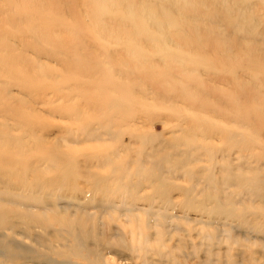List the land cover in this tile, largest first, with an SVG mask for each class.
<instances>
[{"label": "rangeland", "instance_id": "1", "mask_svg": "<svg viewBox=\"0 0 264 264\" xmlns=\"http://www.w3.org/2000/svg\"><path fill=\"white\" fill-rule=\"evenodd\" d=\"M239 1L241 5H251L254 17H260L257 18V25L254 32L257 33L263 29L264 0ZM109 2H111L113 6L107 9V4H103L102 2L94 4L89 2V0H0V50L2 51V48L5 47L4 44L8 42L6 46L11 44L9 47L12 46L11 48H13L14 45V49L17 47L16 51H24L27 55L31 54L32 56V48L28 45L29 41L43 44V40L48 37L58 39L62 42H68L76 47L75 42L82 40V42L91 46L89 49L93 54H109L114 50H122L123 55L130 56L134 54V56L143 63L150 64V70H168L174 73L178 71H192L190 75H193L195 72H203L209 73L211 78H215L216 75H214V71L212 70L215 68H213L212 65L215 67L218 65L220 67L219 70L225 71L223 72L225 75L229 74L230 69L234 70L233 72L235 75L240 76V83H245V87L243 88L246 90L244 92L242 89L243 84L236 85L234 82L227 85L224 84V82L223 84L217 83L215 86L211 85V89L216 90V92H218L217 90H221L218 93L221 96V102L225 104L218 102L219 104H216V107L213 104L217 103V101H215V98L213 99V96H200V99L193 98L194 104H197V106L195 105L196 110L200 109V107L202 108L198 110V112L195 108L190 109L189 105H186L188 103L187 101L183 102L180 99L173 100L175 102L172 101V104L174 103L173 107L155 104L149 97L151 92L154 93V91L150 86L146 85V93H143L145 95L143 104H139L138 108L132 109L131 111V113L136 116V121L138 122L119 127V136L115 138L112 137L113 139L110 137L107 139H98L96 141L86 139L82 130L83 126L87 128V126L90 125L89 123L100 118L101 115L97 113L98 111L96 110L97 106L102 107L104 105L106 107L113 98H116L114 90L108 87L104 82L91 83L90 80H88L87 83L83 82L84 84H80L79 87H73L72 83L75 77L69 80V84L57 78L56 81L58 83L53 85L48 81L50 80L49 78H43L44 76H42L44 80H42V82H36L34 85L35 87L42 88V91L44 89L43 94H39L42 99L52 101L44 105H34L41 110V115L36 119L38 121H35V124L32 125L34 129L37 128L35 134L39 136V140H41L40 143H43L42 146L47 151L40 154L41 157L38 158V162H36L34 166L38 169H35L34 172L39 171L40 174L42 173L50 178H52V176L61 175L62 184L59 182L58 185L61 184L63 187L60 185L62 188L60 186V188L56 186V189L37 188L35 192L27 195H25L26 193L18 195L19 193L15 191L0 193V198L5 199L3 201L4 203L0 204H2V208L7 210L5 214L6 221L0 226V240L4 242L6 240L14 241L16 239L18 243L21 245L23 244V247L26 248L24 252L26 254L23 253L24 257H21L22 259L18 257V259L13 258L12 260L9 259V261L5 259L3 253L0 251V264H92L91 261H96L95 259L102 261L100 260L101 254L107 252L109 250L108 247L111 248V251L113 250L117 253V255L112 256L109 264H140V261H153V264H264V245L257 241V238H264V233H259L256 228L250 227L245 223H239V219L235 217V215L239 213H247L249 214V218H254L256 213L264 214V180H262L261 183L263 184L259 188H257L258 185L254 181H251L249 185L236 186V179L232 176V173H234V171L236 172L234 167L237 165L239 167L241 164L243 165V163H245V158L250 155L251 158H247L248 160L246 159L247 163H250L251 167H258H252L255 168L253 169L254 173L255 171H262L260 173L264 172V52L262 51L263 49H261V47L264 46V42L261 39L262 37L254 41L253 39L241 38L240 36L242 33L237 31L232 24L234 22L236 23V21L234 20L233 22V16L228 15L226 16L227 18L224 17L227 21L225 23L227 24H213V26L215 25L214 31L210 34L205 36L199 35L200 37L195 36L194 39L191 40L192 42L182 43L181 41L178 42L176 46H173L165 44L156 32L155 34H151L145 28L144 22L140 20L141 16L139 15V11L132 6L133 4H130L135 2V0H109ZM190 2L188 3L189 6L192 7V10L189 9L188 11H192L191 13L193 14H189L188 12L186 14L183 10L181 11L182 15L187 16L189 14L192 16L194 15L193 9H199L197 5L195 6V4L193 5ZM215 6L217 10L214 9ZM91 7L97 8L100 13V22L103 24V28L100 31H98V28L88 17ZM187 9L188 8L185 10ZM207 9L209 12H214V10L216 12L220 7L212 3ZM108 10L110 12V17L106 19L105 16ZM190 16L189 19H191ZM119 19L123 22V25L119 26V32L104 27V22H116ZM230 23L232 29L230 28ZM35 27L41 30L35 32L33 30H28L29 28ZM218 28L221 34H217L219 32ZM228 31L232 33L230 34ZM131 34L134 35V40L131 39ZM222 37H225V39ZM207 38H209V40ZM247 40L255 42L257 45L250 46L256 47V49L250 46L252 50L246 49V44L249 42ZM114 41H118V43ZM209 41L210 43L207 45ZM21 42L25 43L23 44ZM120 42H123L124 46L119 44ZM203 42L205 44H203ZM217 43L221 45L218 46ZM80 51L75 53H82ZM40 52V62L38 61L33 64L36 66L35 71L37 73H46L50 71L54 74H60L62 68L54 64L55 60H57L56 57L62 56L63 59L67 60L69 55L66 53H58L57 55L53 54L48 56V52L44 48L41 49ZM261 53L263 54L261 55ZM114 58H116V56ZM248 59L252 61L254 66L250 67L248 65ZM68 60H74L73 63L75 65H84L87 71L86 76L95 77L96 79L102 77L99 73H91L87 68L88 63L93 60L92 57H86L85 63L75 61L78 59H74V57ZM157 62L161 65H157L159 67L154 68L153 65ZM257 62H259L258 65ZM18 65L16 66L15 64L12 68V71L16 74V69H18V67L21 68L23 65L26 66L24 63ZM29 66L31 65H28V67ZM2 70L3 66L0 67V74L3 73ZM32 76L36 75L32 74ZM29 78L30 76H22L19 80L22 84L28 85ZM119 78L118 75H111L110 77V79L116 81ZM200 78V80L194 81L195 83L192 82L193 85L190 88L191 90H194V88L203 90L204 87L207 89L210 87V83L205 79V76ZM153 80L156 81L158 79L157 77L153 79L149 78L148 83L150 84ZM259 80L261 84L257 82ZM159 81L161 84L168 85L169 88L171 84L172 86H177L178 82L182 83L178 79H160ZM144 82L146 83L147 81ZM144 82L141 83L142 86H145ZM211 89H208L209 94ZM214 90L213 92L211 91L212 95L215 92ZM17 91L18 86L11 85L9 93L24 98L22 95H18ZM204 92H207V90H204L203 93ZM141 94L142 93H139V95ZM224 95L227 96L225 97ZM39 96L35 95V97ZM62 96L63 101L68 99L67 97H71L72 99H69V102L63 104ZM152 96H154V94H152ZM167 96L170 97V94ZM35 97H33V100ZM202 97L205 98L204 100L209 99L207 100L208 103L204 101ZM122 101L124 102L125 100L121 99V102ZM3 102H5V100ZM204 102L207 103L203 104L205 107L200 106ZM54 106H62L60 107V109L62 108L61 111L57 109L56 112L48 113L47 109ZM177 106L180 108H177ZM174 107L178 111L173 110ZM203 107L207 111H210V113L205 111ZM181 108L183 109L180 110ZM210 108L212 110L214 109V112ZM74 109H81L82 111L78 119L72 118L71 113ZM109 110L110 109H107V111ZM179 111L180 113H177ZM19 113L23 115L24 108H21ZM226 117L228 120H226ZM243 118H245V120H243ZM225 121L227 123H225ZM186 123L189 126H192V123H194V125L199 124L197 128H202V130L196 128L186 129ZM234 123H236V125ZM23 124L24 126L22 129L12 131V133H18L21 134V136L28 137L31 132L28 131L27 128L31 123L26 120ZM109 126L110 129L114 128L112 125H108L107 127L109 128ZM107 127L106 129H108ZM120 129L122 130V134ZM254 129L256 130L255 132L259 130L257 132L258 134L261 132L263 133L262 135L259 134L262 138L259 135L257 136V133L253 134ZM189 130H192V132ZM225 130H227V133ZM193 132L195 135L197 133L201 135H192ZM251 133L253 134L252 136H250ZM185 134L188 135L187 138ZM231 135H233V138ZM247 135L250 136V140H253V143L249 141L250 145L252 143V149L251 151L242 150L240 152L238 149L244 146L243 140L245 139L244 141H246ZM253 136L255 137L253 138ZM184 137L186 138L185 140ZM196 138L199 141L196 140ZM230 138L232 140L235 139L234 141L237 139V141L242 142L236 143L237 145L228 146L229 140H231ZM232 140L230 142H232ZM189 141L192 142L189 143ZM240 143H242V146ZM155 145L160 147V150H158V147ZM191 150H194V153ZM110 151L116 153L114 163L123 161L126 163L128 173L130 172L129 178L131 177L132 180L130 182H135L137 180L142 181L140 182L141 188L139 187L137 190H134V194L132 192V196L129 198L130 201L128 200V203L131 202L130 204H133V206L135 205L134 207L136 209L141 208V211L149 210L153 215L149 216L142 212L135 213L138 217L137 224L139 228L135 227L137 224L132 217L133 212L126 213L128 222L122 223L121 217H117V213L108 212L107 214H99L97 208H89L87 211L96 213V215H94L95 217L92 219V223L86 221L84 217L75 210L74 204L70 199V197L74 196L82 200L89 197L91 198L92 205H95L98 200L104 201L105 198L101 197L100 191L96 193L92 192V184L95 181L93 175H101L107 171L108 167H99L97 163L98 158L96 157L102 159L103 155L105 156V154L107 152L110 153ZM183 152H186V154L188 152V154L196 157L193 160L197 159V154L201 153V155H198L199 158L196 161L191 160L186 162V160L183 161ZM223 152L227 153L223 155ZM244 155H246V157H243ZM221 156L223 159H221ZM54 157L60 158L62 161H60L57 166L44 169L42 163L45 162L46 164L47 161L51 162V159H54ZM153 158H155V160ZM163 159H165V161ZM222 160H224V162ZM177 163H179L178 166H176ZM74 166L76 167L74 168ZM223 166L224 168H221ZM16 170L17 173L22 172V174L24 173L23 171H25L22 166L15 168V172ZM219 170L221 171L222 177L219 174ZM66 171L67 173H64ZM70 171L74 172L71 173ZM249 171L245 169L240 170L239 173L247 177L253 174V171ZM229 172L231 174H229ZM25 173L26 175L28 174V172ZM150 175L153 176V178L152 176L150 178L152 182L146 180ZM157 176L160 177V179ZM230 176H232V182L228 180ZM233 177L235 182L232 180ZM217 179L218 183L216 182ZM223 180H225V182L222 184L220 181ZM98 182L101 186L111 185L110 180L99 179ZM226 182H230V184H226ZM64 183L65 185H63ZM233 184H235V186ZM66 186H69L68 190L70 191L66 189ZM220 187H222V190L219 189ZM247 188L248 190H246ZM164 189L168 191H164ZM252 190L254 193L251 192ZM160 191L162 195L158 196V192ZM119 193L118 190H115L114 193L111 194V199L118 197ZM60 194L64 195L61 196ZM156 194L158 197H156ZM58 196L62 198L64 196V198H57ZM65 197L69 199L67 200ZM207 198L209 199L207 200ZM6 199L12 200L13 203L6 202ZM225 199L228 200L226 201ZM66 200L69 202L67 203ZM229 200L233 203H229ZM20 203L27 204V210H30L32 214H37L41 219V228H34V232L31 231L32 233L28 234L23 240L14 234L15 232L23 231L20 225L14 227L15 229L13 228L11 231L5 230V227H8L6 224L8 220H11V223L21 221V218H19L16 213H25L26 209L22 207ZM217 203L221 204L220 208L217 210L212 209V205ZM46 204H48L49 207L52 206V209H46ZM44 205L45 207L43 208ZM227 206L232 210L230 211ZM225 207L229 215L224 212ZM119 208L122 213V209L125 207L119 206ZM148 221L151 222L150 225ZM154 222L156 225H152ZM102 224H104L103 233L102 235H98V228ZM121 224H124V227H121ZM73 230L84 242H82V246L76 245L71 233ZM119 230L122 234H125L123 239L126 247L125 249L122 247L116 248V246L111 247L108 244V239H110L113 231ZM138 231L140 233V242L138 244L127 239L129 233H132L134 238L138 237ZM8 234L11 238L8 237ZM86 235L89 237L87 238ZM32 236H34V238H32ZM36 240L38 242H36ZM145 240H148V243ZM74 248L76 252L80 254L78 256L76 255L77 257L75 254L73 255V253H70ZM142 248L144 249L143 251ZM31 249H33L32 251L34 253L31 252ZM92 249H94V251ZM99 251H102V253H99ZM97 252L100 254V257H97ZM138 255H142L144 260L138 258ZM119 257L121 259H119ZM93 264L101 263L98 262Z\"/></svg>", "mask_w": 264, "mask_h": 264}, {"label": "bare ground", "instance_id": "2", "mask_svg": "<svg viewBox=\"0 0 264 264\" xmlns=\"http://www.w3.org/2000/svg\"><path fill=\"white\" fill-rule=\"evenodd\" d=\"M89 2L94 3V4L102 2L103 4H107V6L105 5L107 9H109L110 6H113V4H111V2H109V0H89ZM188 2L192 3L193 5L195 4V6L197 5L199 7V9H193L194 10V15H192V16L189 15L192 11L189 12L188 10L189 9L192 10V7L189 6ZM212 3L214 5H218L220 7V9L215 12V10H217L216 6H215V8H214L215 10L213 9L214 12H209V10L207 8ZM130 4H133L132 6L135 7L137 11H139V15L141 16L140 20H142L144 22L145 28L151 34L152 33L155 34V32H156V34H158V36L162 38V40L165 42V44H170V45L176 46L177 43L181 42V41H182V43L183 42L184 43L192 42L191 40L194 39L195 36L208 35V34H210L211 32L214 31V26L215 25L213 26V24H219V23L222 24V25L227 24V23H225L227 21L224 19V17L227 18L226 16H228V15H232L233 16V22H234V20L236 21V23L234 22L232 24L237 29V31L242 33L241 36H240L241 38H246V39H251V40L253 39V41H254V40H258L260 37H262L261 39L264 42V28L261 29L260 31H258L257 33L254 32V29L256 28V25H257V18H260V17L255 18L253 13H252L251 5H249V4L241 5L239 0H137V1L135 0V2L130 3ZM186 8H188V9L185 10ZM212 8H213V6H212ZM183 10H184V12L186 14H187V12L189 14L187 16L182 15L181 11H183ZM191 14H193V13H191ZM88 15H89L88 17L91 20V22L98 28V31L102 30L103 24L100 22L101 17H100V13L98 12V9L95 8V7H91L90 12L88 13ZM189 16L191 17V19H189ZM109 17H110V12L108 10L106 12L105 18L108 19ZM231 21H229V22H231ZM104 23H105L104 27H106V28L108 27L109 29H113V30H115V32H119L120 31V27L119 26L123 25V22L120 19L118 21H116V22L106 21ZM228 27H229V25H228ZM230 28H231V23H230ZM28 30L29 31L33 30L35 32V31L41 30V29L38 28V27H35V28H29ZM218 30H219V32L217 31L218 32L217 34H221V31H220L219 28H218ZM228 32H226V33H228ZM229 33L231 34L232 32H229ZM225 35H222V36H225ZM222 38L225 39V37H222ZM131 39L134 40V35L133 34H131ZM207 39L209 40V38H207ZM231 39H232V36H231ZM220 40H221V38H220ZM220 40H218V41H220ZM43 41H44L43 44L29 41L28 45L32 48V50H31L32 56H31V54L27 55L24 51H20V50L16 51L17 47H16V49H14L15 48L14 45H13V48H11L12 46L9 47L11 44L9 46H6V44L8 42H6V44H4L5 47L2 48V51L0 50V52H1V54H0V65L1 66L0 67L3 66V70H2L3 73L0 74V193H7V192H10V191H15V192L19 193L18 195L25 194V193H26L25 195H27V194H31V193L35 192L37 188H39V189L40 188H46V189L54 188V189H56V186L59 187L62 184L61 183L62 182V180H61L62 178H60L61 175L60 176H58V175L57 176H52V178H50V177L45 176L42 173L40 174L39 171L38 172H34L35 169H36V167H34V166H35V163L38 162V158L41 157L40 154L44 153V152H47L42 146L43 143L42 144L40 143L41 140H39V136L37 134H35L37 132V128L34 129V127L32 125V124H35V121H38L36 119H38L40 117V115H41V110H39V108H37L34 105H39V104L40 105H44V104H47V103H51V101H52V100L50 101V100L42 99L39 96V94H43L44 89L42 91V88L35 87V85H34V83H36V82H39V81L42 82V80H44L43 78H46V77L49 78L50 80H48V81H50L51 84L56 85L58 83L56 81L57 78H60L62 82L66 81L64 83L69 84V80L72 77H75V80L72 83L73 87L74 86L75 87H79L80 84L87 83L88 80H90L91 83L92 82H94V83L104 82V83H106L108 85V87H110V88H112L114 90V94L116 95V98H113L111 100V102L109 104H107L106 107L103 104H102L103 105L102 107L101 106H97L96 110L98 111L97 113H100V115H101L100 118L96 119L92 123H89L90 125H88L87 128H85L83 126L82 130H83V134L86 136V139L87 140H96V141L98 139H107V138H110V137L111 138L112 137L115 138L116 136H119L118 135V132H120L119 131V127L127 126L130 123H132V124L134 123L135 124L136 122H138V121H136L137 120L136 116L133 115L131 113V111H132V109L138 108L139 104H143V100H144V97H145V95L143 93H146V88H147L146 85L150 86V88L153 89V91H154V93L151 92V95L149 97L154 101L155 104H160V105L162 104V105H165L166 107L167 106L168 107L169 106L173 107L174 103L172 104V101L180 99L183 102L187 101L188 103L186 105H189L190 109L195 108V105L197 106V104H194L193 98L200 99V96H213V99L215 98V101H217V103L213 104L215 106H216V104L218 105L221 102V100H220L221 96L218 93L221 90H217L218 92H216V90L211 89V85L215 86V84H217V83L218 84H221V83L223 84V82H224V84L227 85V84H229L231 82H234V83H236V85H240V84L242 85L243 84L242 85V89L243 90H244L243 87H245V85H244L245 83H240V81H239L240 76L235 75V73L233 72L234 70L230 69L229 74L225 75L223 73L225 71L219 70L220 67L218 65H216L217 67L212 65V67L215 68V69H212L214 71L213 72L214 75H216L215 78H211L209 73H203V72H195L193 75H190V73H192V71H189V72L188 71H178V72L174 73L173 71H168V70H163V71L162 70H158V69L150 70V68H149L150 64L143 63L140 59H137L134 56V54H132L130 56H125V55H123L122 50H114V51H111V53H109V54H102V53L93 54V53L90 52V49H89V47H91V46H89L85 42H82V40L75 42L76 47H74L73 44H69L68 42H62V41H59L58 39H55V38H48L47 37ZM247 41H249V40H247ZM114 42L118 43V41H114ZM3 43H2V45H3ZM21 43L24 44L25 42H21ZM209 43H210V41L207 43V45ZM119 44L123 45L124 43L120 42ZM203 44H205V43L203 42ZM217 45H218V43H217ZM219 45H221V44H219ZM250 45H254L255 46L257 44L255 42L249 41V42H247L245 48L246 49H251V50H252V48L256 49V47H252ZM0 46H1V44H0ZM249 46L252 47V48H250ZM43 48L45 50H47L48 56L49 55L51 56L53 54L57 55L58 53H66L67 55H69V58H67V60L63 59L62 56H57L56 57L57 60H55L54 64L59 65L62 68V71H61L60 74H54L53 72H50V71L46 72V73H43V72L42 73L41 72L37 73L35 71L36 66L33 65V64H35V63H37L39 61V56H40V53H41L40 50L43 49ZM207 48H209V47H207ZM217 48H219V47H217ZM122 49H123V47H122ZM261 49H263L262 51L264 52V46L261 47ZM77 51H80L82 53L76 54L75 52H77ZM193 51H195V50H193ZM248 52H249V50H248ZM252 54H250V55H252ZM262 54L263 53H261V55ZM115 56H116V58H114ZM72 57H74V59H78V60H75V61H80L81 63H85V61H86L85 58L86 57H92L93 60L88 63L87 68L89 69V71L91 73H93V74L99 73V74L102 75V77H99V78L96 79L95 77L86 76L87 75V71H86V68H84V65H82V64L75 65L73 63L74 60H70V61L68 60V59H71ZM250 59H253V58H250ZM250 59H248L249 60L248 65L251 67V66H254V65H253L252 61H250ZM17 63L20 64V65L24 63L26 66L23 65V66H21V68L18 67V69H16L17 70V74H16V73H14L12 71V68H13V65H15V64L17 66L18 65ZM258 63L259 62H257V65H258ZM163 64H165V63H163ZM28 65H31V66L28 67ZM157 65H161V64L159 62H157L155 65H153V67L154 68L159 67ZM246 67H247V65H246ZM31 73L35 74L36 76H32ZM111 75H118L120 78L117 81L116 80H112V79H110ZM22 76H27V77L30 76L29 79H31V80L35 79V80L30 82L31 80L28 79V81H29L28 85L27 84H22L20 82V80H19V78L22 77ZM42 76H44V77L42 78ZM202 76H205V79L209 81L208 83H210L209 84L210 87L208 85L207 86L211 89V91L213 92V90H214L216 93L214 92L213 95H212V92L210 91V94H209V90H208L209 88L207 89L206 87H204L203 90H199V88H198V90L196 88H194V90L190 89L191 86L193 85L192 82H194V81L196 82V81L200 80L201 79L200 77H202ZM222 76H224V77H222ZM154 77H157L158 80H156V81L153 80L149 84L148 83L149 78L153 79ZM160 79H165V80L166 79H170V80L171 79H178L182 83L178 82L177 86H175V85L172 86V84H171V86L169 88L168 85L161 84L160 81H159ZM144 81H147V82L145 83ZM142 82L145 83V86H142V84H141ZM257 82L260 83V80L257 81ZM11 85H17L18 86V91H17L18 95H22L24 98L17 97L15 95L10 94L9 93V89H10ZM256 87H257V84H256ZM204 90H207L208 94H207V92L203 93ZM245 90H244V92H245ZM139 93H142V94L139 95ZM152 94H154V96H152ZM168 94H170V97L167 96ZM223 94H224V92H223ZM241 94H243V93H241ZM241 94H238V95H241ZM35 95H38L40 97V99H39V97H35ZM33 97H35L34 100H33ZM245 97H247V96H245ZM67 98L68 99H65L63 101V96H62L63 104L69 102V99H72L71 97H67ZM202 98H203V100L205 99L204 97H202ZM121 99H123L125 101L121 102ZM4 100H5V102H3ZM207 100H209V99H207ZM207 100H204V101L207 102ZM201 101H202V99H201ZM223 101H225V100H223ZM173 102H175V101H173ZM206 102L202 103L200 106H204L205 107V105H203V104H207L208 103V102L207 103ZM32 103H33V105H32ZM196 103H197V101H196ZM221 103H224V102H221ZM54 107H51V108L47 109L48 113H52L54 111L56 112L57 109H58V111L59 110L61 111V109H62V108L60 109V107H62V106H58V107L54 106ZM149 107H151V106H149ZM189 107H188V109H189ZM21 108H24V114L23 115L19 113V111H21ZM177 108H180V107L177 106ZM107 109H110V110L107 111ZM182 109L183 108H181L180 110H182ZM201 109L202 108L200 107V109H198V110H201ZM173 110L178 111L177 109H175V107L173 108ZM195 110H196V108H195ZM198 110H196V111H198ZM205 111H207V110L205 109ZM207 112L210 113V111H207ZM81 113H82L81 109H74L72 111V113H71L72 118L73 119H78L80 117ZM177 113H180V111L177 112ZM217 115H218V113H217ZM183 117H185V116H183ZM218 117H220V116H218ZM245 118H246V116H245ZM245 118H243V120H245ZM26 120H28V122L31 123V125H29L28 128H27V130L31 132V134L28 137L21 136V134H18V133H12V131H16V130L22 129V127L24 126L23 123ZM226 120H228L227 117H226ZM234 120H235V117H234ZM225 123H227V122L225 121ZM240 123H241V121H240ZM244 123H246V122H244ZM234 124L236 125V123H234ZM241 124H239V125H241ZM93 125H95V126H93ZM108 125H112L114 128H112V126H111L112 129H110V126H109V128L107 127ZM197 125H199V124H197ZM197 125H194V123H192V126H189L187 124L186 129H188V128L189 129L196 128V129H199V130L201 129L202 130V128H197ZM106 127L108 129H106ZM198 127H200V126H198ZM186 129H184V130H186ZM189 131L192 132V130H189ZM253 131H252L253 134H255L259 130L257 132H255L256 130L254 129ZM124 132H126V131H124ZM185 132H187V131H185ZM225 132L227 133V130H225ZM26 133H28V132H26ZM121 134H122V130H121ZM193 134H194V132L192 133V135ZM204 134H206V133H204ZM253 134L251 133L250 136H252ZM259 134L262 135L263 133L261 132ZM259 134L257 133L256 135L258 136ZM185 135H186V138H187L188 135L187 134H185ZM196 135H198V133ZM199 135H201V134H199ZM211 135H210V137H211ZM231 136L233 138V135H231ZM247 136L248 137L246 138V141H244L245 140L244 138H243L244 140L240 139V140H243V142H244L243 143L244 146H242V143H240L241 146H242V147H240V149H238L240 152L242 150L243 151H249V150L251 151V149H252L251 146H252V143H253L252 141L253 140L252 139L250 140V136L249 135H247ZM254 137L255 136H253V138ZM118 138H121V137H118ZM186 138L184 137V140ZM219 139H221V138H219ZM196 140H198V139L196 138ZM196 140H195V142H196ZM231 140H229L228 146L237 145L238 142H242V141H237V139H236V141H234L235 139H233L232 142H230ZM100 141H102V140H100ZM192 141H189V143L192 142ZM249 141L252 142L251 145L249 144ZM155 146H157V145H155ZM157 147H155V148H157ZM187 148H188V146H187ZM157 149L160 150V147H158ZM114 151H116V150H114ZM114 151L113 152L110 151V153L107 152L105 154V156L103 155L102 159L99 158V157H96V158H98L97 159L98 160L97 163L99 164V167H104V168L108 167V169H107V171L104 174H101V175L94 174L93 175V178L95 179V181L92 184L93 185L92 186V190H93L92 192L96 193L97 191H100L101 197L105 198L106 200L105 199H104V201L103 200H98V201H96L95 205H92L91 198H89V197H86L84 200H82V199L78 198L77 196H74V197H70V199H71V201L74 204L73 206H74L75 210L77 212H79V214L82 217H84V219L86 221H90L91 223H92V221H93L92 219L95 217L94 215H96V213L87 211V210H89V208H97L98 211H99V214L100 213H102V214L106 213L107 214L108 212H110V213L112 212V213H115V214L117 213V217H121L120 219H121L122 223H127L128 222V220L126 219V217H127L126 213L133 212L132 217L136 221V224H137L138 223V217H137V215H135V213L142 212V213L147 214L149 216H151L153 214L150 213L149 210L141 211V208L140 209H136L134 207L135 205L133 206V204H130L131 202L128 203L129 198L132 196L131 195L132 192L134 190H137V188L140 187V185H141L140 182H142V181L137 180L135 182H130L132 180H131V177L129 178V176H130L129 173L130 172L128 173V170H127L128 167H127L126 163L124 161L123 162H119V163H114V158H115V154H116ZM224 153L226 154L227 152H223V155H224ZM183 155H184V160L183 161L186 160V162L187 161H191L194 158H196V157H193L191 154H188V152H187V154L185 152ZM198 155H201V153L197 154V159L199 158ZM225 156H227V155H225ZM243 157H246V155H244ZM167 158H169V157H167ZM247 158H251V155L248 156ZM247 158H245V160H244L245 163H243V165L240 163L241 165H239V167H238V165L234 167L236 169V172L233 169H231V170L234 171V173H232V176H234L235 179H236V183L235 184H236V186L237 185H240V186L241 185H249V184H251L250 183L251 181L252 182L254 181L258 185L257 188H259L263 184L261 182H262V180H264V172L260 173L262 171H260V172L259 171L258 172L255 171V173H254L253 169H255V168H252V167H256V166H252L251 167L250 163H247V160H248ZM41 159H43V158H41ZM153 159L155 160V158H153ZM165 159H163V160L165 161ZM221 159H223V157ZM47 160H48V158H47ZM49 160H50V158H49ZM51 160H52L51 162L47 161L46 164H45V162L42 163V165L44 166V169H50L49 167L52 168L54 166H57V164L60 161H62L60 158H57V157H54V159L52 158ZM196 160H193V161H196ZM224 160H222V161L224 162ZM254 161H255V159H254ZM261 162H263V161H261ZM178 164L179 163H177L176 166H178ZM62 165H64V164H62ZM69 165H71V164H69ZM261 165H262V163H261ZM14 166H15V168H17L18 166L24 167V170H25V171H23L24 173L23 174H22V172H18L17 173V170L15 172ZM128 166H129V164H128ZM75 167L76 166H74V168ZM169 167H171V166H169ZM221 168H224V166L221 167ZM256 168H258V167H256ZM159 169H160V167H159ZM159 169H158V171H159ZM239 169L240 170L247 169V171L251 170V172L253 171V174L246 177V176H244V175L239 173L240 172ZM64 171H65V169H64ZM25 172H28L29 176H28V174L26 175ZM73 172L74 171H72L71 173H73ZM220 172L221 171L219 170V174L221 176ZM223 172H224V170H223ZM19 173H21V174H19ZM64 173H67V171L64 172ZM71 173H70V175H71ZM91 173H93V172H91ZM84 174L88 175L86 173H84ZM226 174H228V173H226ZM229 174H231V173L229 172ZM151 176L152 175H150L146 180H148L149 182H152L151 179H150ZM232 176H230V178L228 179L229 181H231ZM88 177H90V176H88ZM234 177L232 179L233 182H235L234 181L235 180ZM152 178H153V176H152ZM158 178L160 179V177H158ZM99 179L110 180L111 181V185L108 184V185H105V186H101V184L98 182ZM221 179H219V180H221ZM226 181H227V179H226ZM59 182L61 183L60 185H58ZM67 182H69V181H67ZM216 182L218 183V179L216 180ZM216 182H215V184L217 185ZM220 182H222V184H223V182H225V180L220 181ZM161 184H160V186H161ZM226 184H230V182H226ZM235 184H233V185L235 186ZM63 185H65V183ZM67 185H71V184H67ZM219 185H221V184H219ZM156 186H158V185H156ZM66 187H67L66 189L68 190L69 186H66ZM153 188H155V187H153ZM221 188L222 187H220L219 189H221ZM248 188L246 190H248ZM72 189H73V187H72ZM72 189H71V191L73 192ZM115 190H118L120 193H119L118 197H116L115 199H111L112 198L111 194H113ZM68 191H70V190H68ZM164 191H168V190L164 189ZM134 192H133V194H134ZM251 192L254 193L253 190ZM76 193H78V192H76ZM156 193H157V191H156ZM158 193H159L158 196L162 195V194H160L161 191L158 192ZM68 194H70V193H68ZM62 195H64V194H62ZM158 196L156 194V197H158ZM260 196H258V197H260ZM59 197L60 196H58L57 198H59ZM163 197H166V196H163ZM60 198H62V197H60ZM63 198H64V196H63ZM147 198H149V197H147ZM208 199L209 198H207V200ZM4 200L5 199H1L0 198V203H4L3 202ZM6 200H7L6 202H8V203H13L12 200H8V199H6ZM67 200H66V202H67ZM131 201H133V200H131ZM165 201H167V200H165ZM212 201H213V199H212ZM231 202L232 201L229 200V203H231ZM15 204H17V203H15ZM20 204H21L22 207H24L26 209L25 213H20V214L16 213L18 215V217L21 218V221H16L14 223L13 222L11 223V220L10 221L8 220L7 223H6L8 227H5V230H10L11 231V229H13L14 227H17L18 225H20V228L23 231L22 232H15L14 234L16 236H19L20 239L23 240L24 238L27 237L28 234L32 233L31 231H33L34 228H36V227L37 228H41V219H40L39 216H37V214H32L30 212V210H27L28 209V205L27 204H23V203H20ZM220 205L221 204H218V203L217 204H213L212 205V209L217 210L218 208H220ZM53 206L55 207L54 204H53ZM119 206L125 207L124 209H122V213L120 212ZM2 207H3L2 204H0V226H2L4 221H6L5 214L7 213V210H5V208H2ZM44 207H45V205L43 206V208ZM51 207L52 206L49 207V205L46 204V209H52ZM38 208H40V207H38ZM227 208H228V206H227ZM145 209H147V208H145ZM63 210H65V209H63ZM221 212H219V213H221ZM224 212L228 214V211H227L226 207H225V211ZM235 217L237 219H239L238 220L239 223H241V224L245 223V224L249 225L250 227L256 228L259 233H261V232L264 233V214L256 213L254 218H251V217L249 218V214H247V213H239V214H236ZM197 222H199V221H197ZM148 223L150 225L151 222L148 221ZM6 224H5V226H6ZM103 225L104 224L100 225V227L98 228L99 229V232L97 233L98 235H102V233H103ZM121 225H122L121 227H124V224H121ZM152 225H156L155 222L152 223ZM138 226L139 225L137 224L135 227L139 228ZM152 227H154V226H152ZM71 233H72L73 239L76 242V245L77 246L78 245L82 246V242H83L82 239L79 238V236L75 233L74 230ZM124 236H125V234H122L120 230L119 231H113V233L111 234L110 239H108L109 240V243H108L109 246H111V247L116 246V248H121L122 247L123 249H125L126 247L124 245V240H123ZM139 236H140L139 231H138V237H136V238H134L132 233L131 234L129 233V237L127 239H129L131 242L133 241L136 244H138L140 242L139 241V239H140ZM8 237H10L9 234H8ZM88 237L89 236H87V238ZM32 238H34V236H32ZM257 241L263 243V245H264V238H262V237L261 238H257ZM36 242H38V241L36 240ZM146 242L148 243V240ZM103 247H105V246H103ZM25 249L26 248L23 247V244L21 245L20 243H18L16 239L14 241L6 240L4 242H2L0 240V251L3 253L5 259H8V261H9V259L12 260L13 258H17L18 259V257L19 258L24 257L23 253L25 252ZM108 249L109 250L107 252L102 253V251H103V248H102L101 249L102 251L101 252L99 251V253H102L101 254V259H100L102 261H98L99 259H95L96 261H91L90 260L92 262V264L93 263H98V262H100L101 264H109L111 259H112V256L113 255H117V253L114 252L113 250L111 251L110 250L111 248H109V247H108ZM32 250L33 249H31V252H33ZM92 250L94 251V249H92ZM143 250L144 249L142 248V251ZM28 251H30V250H28ZM28 251H27V253H28ZM70 253H73V255L75 254V256L76 255L77 256L80 255L79 253L76 252L75 248H74V250H71ZM139 253H140V251H139ZM24 254H26V253H24ZM97 254H98V252H97ZM73 255H72V257H73ZM97 257H100V254H98ZM137 257L138 258H142L143 256L142 255H138ZM119 259H121V258L119 257ZM117 260H118V258H117ZM152 262L153 261H140V264H151Z\"/></svg>", "mask_w": 264, "mask_h": 264}]
</instances>
